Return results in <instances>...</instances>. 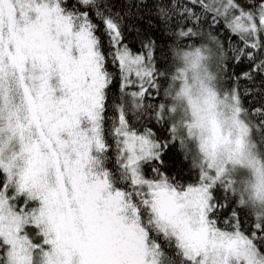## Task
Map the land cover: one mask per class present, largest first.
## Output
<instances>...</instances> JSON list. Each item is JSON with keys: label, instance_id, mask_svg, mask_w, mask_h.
I'll list each match as a JSON object with an SVG mask.
<instances>
[{"label": "snow or ice", "instance_id": "1", "mask_svg": "<svg viewBox=\"0 0 264 264\" xmlns=\"http://www.w3.org/2000/svg\"><path fill=\"white\" fill-rule=\"evenodd\" d=\"M257 147L264 0H0V264H264Z\"/></svg>", "mask_w": 264, "mask_h": 264}, {"label": "clouds", "instance_id": "2", "mask_svg": "<svg viewBox=\"0 0 264 264\" xmlns=\"http://www.w3.org/2000/svg\"><path fill=\"white\" fill-rule=\"evenodd\" d=\"M251 142L255 143V141ZM255 155L256 159L260 161V165H264V152H261L259 147H257ZM235 176L238 180L237 205L249 211L254 217L264 215V176H261L247 162H242L236 166ZM241 200H243V203H241Z\"/></svg>", "mask_w": 264, "mask_h": 264}, {"label": "trees", "instance_id": "3", "mask_svg": "<svg viewBox=\"0 0 264 264\" xmlns=\"http://www.w3.org/2000/svg\"><path fill=\"white\" fill-rule=\"evenodd\" d=\"M122 3H123V0H115V4H116L117 8H119ZM131 23L135 24L137 27L141 28L142 30L151 33L157 39L158 44L162 48L165 49V53L163 55L158 53L159 58L162 61H164L165 58L167 57L168 58V62L170 63L171 52L168 51V49H170L172 47V43L173 42L161 30V25H160L159 21L155 17H153L152 18V25L150 26L149 23H148V19L146 17L142 21L132 20ZM132 35H134V33ZM236 39H237L236 37H234V36L232 37L233 41H235ZM136 47L138 48L139 45L137 44ZM246 68H247V64H244L242 67H238L236 69V71L239 72V71L244 70ZM244 99H245V104H247V100L249 98L245 97ZM108 127H109V125H106V138L109 140V143H113V141L111 140L110 135H108V133H107ZM114 157H115V151H114V148H113L112 152L106 158L104 164H105V167H107L110 171H113L114 175H116ZM181 160H182V154H181V157H180L179 160H170L169 164L172 166V168H179V167H181V162H180ZM146 173L150 176L151 175L150 169H146Z\"/></svg>", "mask_w": 264, "mask_h": 264}]
</instances>
